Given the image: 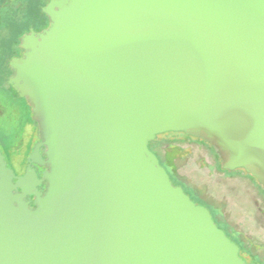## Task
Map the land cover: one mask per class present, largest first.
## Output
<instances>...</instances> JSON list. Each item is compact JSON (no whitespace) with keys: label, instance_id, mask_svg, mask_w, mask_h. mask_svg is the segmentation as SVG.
I'll list each match as a JSON object with an SVG mask.
<instances>
[{"label":"water","instance_id":"water-1","mask_svg":"<svg viewBox=\"0 0 264 264\" xmlns=\"http://www.w3.org/2000/svg\"><path fill=\"white\" fill-rule=\"evenodd\" d=\"M21 41L9 83L42 141L15 176L0 152V264H254L174 185L151 142L214 146L264 187V0H64ZM46 147L44 160L40 154ZM27 195L37 196L31 209Z\"/></svg>","mask_w":264,"mask_h":264},{"label":"rangeland","instance_id":"rangeland-1","mask_svg":"<svg viewBox=\"0 0 264 264\" xmlns=\"http://www.w3.org/2000/svg\"><path fill=\"white\" fill-rule=\"evenodd\" d=\"M50 1L59 4L64 0H0V65L21 56V41L27 35L50 27L44 12ZM7 89L0 84V95L13 112L21 115L22 107L12 101ZM153 142L166 158V166H161L172 182L176 184L171 173L197 205L209 209L217 226L232 241H239L246 262L256 259L264 264V194L257 181L242 170H219L210 146L181 133L159 135Z\"/></svg>","mask_w":264,"mask_h":264},{"label":"flooded vegetation","instance_id":"flooded-vegetation-1","mask_svg":"<svg viewBox=\"0 0 264 264\" xmlns=\"http://www.w3.org/2000/svg\"><path fill=\"white\" fill-rule=\"evenodd\" d=\"M20 51L21 56L15 55L16 57H12V61H10L8 65L5 63L0 65V84H2L4 88H9L6 91L13 96L12 101L22 107L21 115L20 112H13V110L10 109L11 106L9 104L7 106L5 103L4 96L0 95V152L7 162V168L15 176L13 180L17 185L15 194L23 193V187L19 183V178L26 177L28 169L30 168V173H34L37 177V180L33 181L35 188L32 192L34 194L38 192L43 195L47 189V182L44 181L40 184V181L43 179L44 173L49 171V167H41L35 163L29 164L30 156L35 148V145L42 141L41 129L38 122L34 118L33 107L31 106L29 100L27 98L20 97L17 91L9 83V79L14 75L12 67L14 59H20L24 55V50L20 48ZM46 150V147H42L40 150V154L44 160L47 159L45 154ZM212 152L214 155H218L217 164L221 165L222 158L217 153V149L215 147L214 150L212 149ZM25 200L29 203L31 209L37 208L36 195L33 197L27 195ZM231 237L234 236L231 235ZM235 243L240 246L238 240H236Z\"/></svg>","mask_w":264,"mask_h":264},{"label":"trees","instance_id":"trees-1","mask_svg":"<svg viewBox=\"0 0 264 264\" xmlns=\"http://www.w3.org/2000/svg\"><path fill=\"white\" fill-rule=\"evenodd\" d=\"M176 134V133H175ZM178 134V133H177ZM181 134H183V135H185L186 137H188V138H193V137H190V136H188V135H186V134H184V133H181ZM194 139H196V138H194ZM196 140H199V141H201V142H203L204 144H206L207 146H210L213 150H214V147H212L211 145H209L208 143H205L204 141H202V140H200V139H196ZM155 142H151V144H150V149H151V151L153 152V153H155L156 155H157V157L159 158V160H160V163H161V165H163V166H166V164H165V157L163 156V155H161L160 154V152L157 150V148L155 147V144H154ZM214 152V151H213ZM212 152V156H213V158L215 159V161L217 162V159H218V155L217 154H215L214 155V153ZM218 169L219 170H221V171H225V172H229L228 170H224L222 167H221V165L220 164H218ZM237 171H241V170H237ZM242 171H244V172H246L244 169H242ZM170 172V171H169ZM232 172H234V171H232ZM171 173V172H170ZM246 174L247 175H249L251 178H253L254 180H256L257 181V179L255 178V177H253L252 175H250V174H248L247 172H246ZM172 176H173V179H174V181H175V183L176 184H174V185H177V186H183L182 185V183L176 178V176L174 175V174H171ZM257 183H258V181H257ZM259 184V183H258ZM259 186H260V188H261V192H263V194H264V187L262 186V185H260L259 184ZM184 187V186H183ZM200 202H202L201 200H199ZM233 238H235V237H233ZM236 239V238H235ZM237 240V239H236ZM238 243H239V241H238ZM240 247H241V249H242V245H240ZM248 262V261H247ZM253 263L254 264H258V260H256V259H253Z\"/></svg>","mask_w":264,"mask_h":264}]
</instances>
